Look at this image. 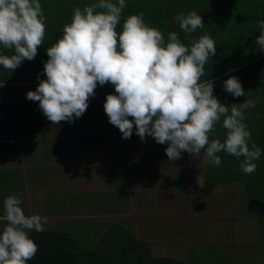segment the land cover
Segmentation results:
<instances>
[{
  "label": "clouds",
  "instance_id": "clouds-1",
  "mask_svg": "<svg viewBox=\"0 0 264 264\" xmlns=\"http://www.w3.org/2000/svg\"><path fill=\"white\" fill-rule=\"evenodd\" d=\"M125 7V0L75 7L62 36L46 50V79L39 80L26 98L38 101L53 124L71 123L86 112L97 86L110 83L116 94H108L103 107L122 138L129 139L135 126L141 141L151 136L156 143L167 144L169 160L180 159L182 152L196 156L203 150L205 161L218 167L221 157L217 153L223 151L237 159L243 157L240 169L253 174L261 149L254 142L249 146L251 132L244 113L256 101L226 107L213 95L214 81L202 80L205 65L216 55L214 39L204 34L186 46L178 33L169 32L165 42L163 33L148 26L142 13L129 15L118 33ZM173 19L189 35L204 27L195 10ZM45 21L39 0H0V46L14 50L12 55L0 53V66L12 72L25 60L32 61L44 44ZM259 27L255 43L264 51V20ZM223 90L234 97L245 94L235 76L224 81ZM221 117L226 139L210 140ZM21 203L16 195L4 200L0 219L7 224L0 232V264H27L38 251L29 230L42 232V218L26 216Z\"/></svg>",
  "mask_w": 264,
  "mask_h": 264
},
{
  "label": "crops",
  "instance_id": "crops-1",
  "mask_svg": "<svg viewBox=\"0 0 264 264\" xmlns=\"http://www.w3.org/2000/svg\"><path fill=\"white\" fill-rule=\"evenodd\" d=\"M59 1L61 0L55 2ZM40 4L44 10L54 8L51 4ZM56 7L65 13L62 16V13L57 11L53 15L54 18L50 16L46 19L43 45L47 47L56 43L62 36L63 26L72 19L69 11L76 6L71 5L72 10L63 9V4H56ZM59 15L60 18L56 19L55 17ZM58 34L60 36L57 38ZM0 53L12 55L14 50L3 49L0 46ZM27 72L30 78V72H37L32 61H24L12 72L3 73L0 69V217L4 215V200L9 195L21 198L27 207L24 208L25 211L23 210L27 216H31L30 210H35L38 206L41 207L38 209L44 212L46 205L53 201L66 203L64 219L67 220L84 216L87 203L95 201L100 205L117 204L113 210L115 214L109 216L119 218L123 216L121 220L124 226L128 228L130 224L136 225L131 228L134 232V229L142 228L146 219L151 220L159 215V219L165 220L168 213L160 214L154 208L155 212L148 210L152 208L151 206H156L154 203H160L157 198L173 195V188L168 191L166 184L170 181L171 184H175V174L181 171L185 172L186 181L183 192L178 194L190 199L189 203L210 202L216 198H219L220 203H225L226 194L209 196L192 194L198 190L200 193L212 190L208 189L205 183L206 165L197 167L190 163L194 157L203 159L205 154L202 152L196 156L182 152L180 159L169 160L165 153L168 145L156 143L151 136H146L145 140L141 141L135 133V126L129 139L122 138L119 129L111 125L108 116L104 114L103 103L106 99L100 100L101 95L116 94L115 90L96 88L95 96L89 99V107L82 117L75 118L71 123L61 121L59 124H53L39 109L38 101L33 102L26 98L29 91L38 87V77L46 79V76L40 72L37 80L34 78L23 80L22 83L15 82L16 79L24 78ZM12 84L20 86L15 87ZM20 107H24V110L22 111ZM165 159L168 162L166 165ZM182 159L188 164L183 165L180 162ZM166 175L172 177L167 180L164 178ZM136 177L140 179L137 180ZM153 179L155 181H151L150 186L149 180ZM158 185L159 188L156 187ZM153 187L156 189H152ZM23 193L27 195H22ZM28 193L34 194L35 198L39 199L38 202L35 203L31 196L30 201ZM203 208L201 206L198 210L202 211ZM125 215L133 217L130 219ZM133 219L140 220L139 225ZM6 224L7 221L0 219V232ZM136 236L139 241L147 244L175 240L168 239V236L163 240L149 237L145 239L140 234Z\"/></svg>",
  "mask_w": 264,
  "mask_h": 264
},
{
  "label": "trees",
  "instance_id": "trees-1",
  "mask_svg": "<svg viewBox=\"0 0 264 264\" xmlns=\"http://www.w3.org/2000/svg\"><path fill=\"white\" fill-rule=\"evenodd\" d=\"M142 1V5L126 6L122 10L121 21L116 28L118 33L122 32L123 22L129 15L142 13L148 26L163 33L165 42L169 32L178 33L186 46L191 40L208 34L215 41L216 55L210 57L205 65L202 80L214 81L213 95L226 107L243 104L246 100L256 101V106L244 113V122L251 132L249 146L254 142L261 149L260 159L254 161L256 171L245 174L239 167L244 158L237 159L222 151L217 153L221 157L218 167L207 163L205 183L212 190L234 184L244 186L264 241V51L255 43L261 31L259 21L264 20V0H149L151 2L147 5V0ZM191 10L202 17L204 27L189 35L173 18L180 13L187 15ZM69 15L72 17L73 11H69ZM47 48L46 45L40 46L37 57L32 60L37 72H30L31 78L27 72L24 78L15 82L37 80L40 72L44 74L41 68L47 60L41 57L47 53ZM0 69L3 73L11 72L3 66ZM230 76L238 77L245 93L243 96L234 97L223 90V83ZM97 89L115 90L110 83L98 85ZM215 127L210 140L223 142L226 139L223 117ZM202 153L205 154L203 150ZM29 237L38 246V251L27 264H189L171 257H155L151 246L139 241L136 234L124 225H112L92 249H85L71 232L33 230Z\"/></svg>",
  "mask_w": 264,
  "mask_h": 264
},
{
  "label": "rangeland",
  "instance_id": "rangeland-1",
  "mask_svg": "<svg viewBox=\"0 0 264 264\" xmlns=\"http://www.w3.org/2000/svg\"><path fill=\"white\" fill-rule=\"evenodd\" d=\"M55 1H39L43 3V5L51 4L54 6V8L50 10H44L42 6L43 14L46 19L50 16L53 17L57 11H60L63 16L65 11L61 8L57 9L56 4H63V9L72 10L71 5L83 8L86 5L99 2V0ZM113 2H116V0H113ZM150 2L151 1L147 0L145 5ZM125 3L126 6H134L138 4L142 5L143 1L125 0ZM60 16L61 15L56 16L55 18L59 19ZM59 36L60 34L57 35V38ZM41 59L48 60L47 53L42 56ZM41 69H44V67ZM12 86L19 87L20 85L12 84ZM5 94H7V92ZM101 99H106V96L101 95L100 100ZM20 109L23 111L24 107H20ZM194 158L193 160L190 159L191 161L189 160L190 163H192L191 165L194 166L195 164L197 167H204L207 165L205 155L203 159ZM180 162L183 165L188 164L184 162L183 159L180 160ZM164 163L165 165L168 163L166 159ZM180 166L182 165H178V167ZM170 177H172V175H166L164 178L169 180ZM136 178L137 180L140 179L139 177ZM175 178V184H171V181L166 184L168 191L170 188H173V195L165 196L160 199L157 198L160 203H154L156 206H151L152 208L148 210V212H155V210H153L154 208L160 214H164V212L168 213L165 220L159 219L158 215L151 218V220L146 219L141 229H134L136 234H140V236L145 239L149 237L163 240L164 238L166 239L167 236L168 239H175L169 242L160 241L149 243L155 257H171L186 261L189 264H264L263 236L255 214L250 208V201L246 195L244 186L234 184L224 187L223 189L211 190L212 192L205 191L204 193H200L198 190L197 193H192L197 195L204 194V196L217 195L219 193L226 194L227 197L224 199L225 203H220L219 198L213 199L210 202L189 203L188 201L190 199H186L178 194L179 192H183L185 188V172L181 171L176 173ZM161 179L163 180V178ZM151 181H155V179L149 180L150 186L152 185ZM156 187L159 188V185ZM156 187L152 189H156ZM22 195H27V193H23ZM30 196L35 199V203L36 201L38 202L39 199H36L34 194H29L28 198ZM29 200L32 201V198H29ZM221 200L223 201L222 198ZM92 202L93 203H87L85 211L83 210L84 216L75 219H64L66 217L67 204L56 201L48 203L44 212L38 209L41 208L38 206L35 210L31 209L30 213L31 215L41 216L44 230L71 232L85 249H92L96 246L100 236L112 225L124 224L121 220L123 216L121 218L109 216L115 214L113 210L116 209L117 204L102 203V205H100L95 203V201ZM29 205H31V203H29ZM199 205L204 207L202 211L198 210V208L201 207ZM20 207L24 211V208H27L24 203H21ZM192 211H194L193 214ZM24 214L27 216L26 212ZM105 216L109 217L102 219ZM45 217L47 218L46 222L43 221ZM125 217L131 219L133 216L125 215ZM134 217L136 216L134 215ZM113 220L115 223H113ZM133 220L139 225L140 220ZM134 222L132 224H134ZM133 226L136 227V225L130 224L128 229L131 230Z\"/></svg>",
  "mask_w": 264,
  "mask_h": 264
}]
</instances>
